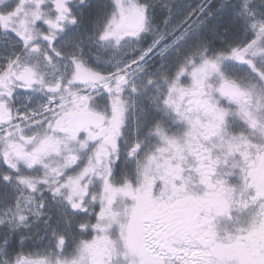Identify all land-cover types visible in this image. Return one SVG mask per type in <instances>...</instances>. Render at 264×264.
Instances as JSON below:
<instances>
[{"label": "snow or ice", "instance_id": "1", "mask_svg": "<svg viewBox=\"0 0 264 264\" xmlns=\"http://www.w3.org/2000/svg\"><path fill=\"white\" fill-rule=\"evenodd\" d=\"M0 264H264V0H0Z\"/></svg>", "mask_w": 264, "mask_h": 264}]
</instances>
